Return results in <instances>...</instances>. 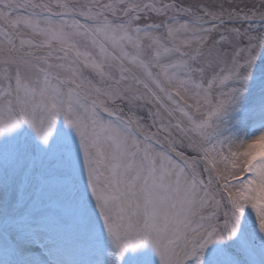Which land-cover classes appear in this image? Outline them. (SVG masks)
<instances>
[{
  "label": "snow or ice",
  "instance_id": "obj_1",
  "mask_svg": "<svg viewBox=\"0 0 264 264\" xmlns=\"http://www.w3.org/2000/svg\"><path fill=\"white\" fill-rule=\"evenodd\" d=\"M0 264H264V0H0Z\"/></svg>",
  "mask_w": 264,
  "mask_h": 264
}]
</instances>
